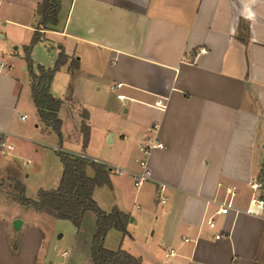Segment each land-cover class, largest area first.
Masks as SVG:
<instances>
[{
    "label": "crops",
    "instance_id": "obj_1",
    "mask_svg": "<svg viewBox=\"0 0 264 264\" xmlns=\"http://www.w3.org/2000/svg\"><path fill=\"white\" fill-rule=\"evenodd\" d=\"M42 1L0 0V58L9 65L0 69V130L10 132L15 146L0 152V264H92V244L80 246L81 227L75 250L62 249L52 261L42 220L63 218L14 198V180L28 196V164L42 165L46 147L59 148L58 141L47 142L53 129L33 101L25 51L4 55L30 43ZM61 3L59 24L43 31L32 56L46 68L62 50L69 56L51 83V93L63 101L61 149L108 166L111 185L95 187L93 197L99 203L106 187L112 200L105 211L118 207L130 214L128 234L118 230L119 248L142 264H264V210L248 212L253 190L247 184L264 179V0ZM53 45L55 51L45 50ZM75 58L78 68L71 67ZM28 116L30 125L18 126ZM83 120L90 127L86 148ZM148 138L164 146L147 156L150 179L136 185ZM112 144L117 149L110 153ZM61 171L50 189L59 186L63 164ZM87 174L94 176V168ZM230 185L239 188L234 208L218 214ZM38 192L28 197L37 199ZM126 238L148 252L125 247Z\"/></svg>",
    "mask_w": 264,
    "mask_h": 264
},
{
    "label": "trees",
    "instance_id": "obj_2",
    "mask_svg": "<svg viewBox=\"0 0 264 264\" xmlns=\"http://www.w3.org/2000/svg\"><path fill=\"white\" fill-rule=\"evenodd\" d=\"M61 8V0H43L39 3L37 8L38 21L31 41L25 47V59L31 77L32 98L40 119L46 127L53 129L59 137L60 146L57 148V152L63 164L62 178L57 188L40 189L37 199L28 197L25 185L14 180V187L17 190L14 198L17 202L31 206L37 211L69 219L78 228L82 225L85 213L92 211L97 217V231L91 246L92 264H142L141 257H137L125 249L112 250L105 246L107 233L111 229H117L123 234H128L130 221L129 213L118 207H114L111 212H106L93 197L95 187L111 185L108 166L61 149L63 122L58 113L63 101L53 96L51 83L55 73L68 62L69 56L62 50L53 67L46 68L38 65L34 68V62L31 58L32 49L43 38L45 29L59 24ZM71 67H79V61L76 58L72 60ZM84 118H87V114ZM81 131L83 148H86L90 141V127L85 120L82 121ZM89 166L94 168V176L87 174Z\"/></svg>",
    "mask_w": 264,
    "mask_h": 264
},
{
    "label": "rangeland",
    "instance_id": "obj_3",
    "mask_svg": "<svg viewBox=\"0 0 264 264\" xmlns=\"http://www.w3.org/2000/svg\"><path fill=\"white\" fill-rule=\"evenodd\" d=\"M48 49L51 52L53 50L55 51L56 46L53 45V46H49L45 48V50H48ZM40 50L42 53L44 52L42 49ZM14 51L23 55L25 48H23L22 46L18 50L7 48L6 50H4V55L6 57L11 56V53ZM31 58L33 60L32 52H31ZM33 62H34V68H36L38 66L37 62L35 60H33ZM24 112L26 111L24 110ZM31 122H32V116H28V120L18 121L17 123H18V126H25V125L29 126ZM47 138H48L47 142L52 143V141H55V142L58 141L57 145L58 147L60 146L59 137L53 130H50V133L48 134ZM116 149H117L116 145L112 144L111 149H109L108 152L110 153L115 152ZM45 150L46 151H44V161L42 165L38 161L37 162L35 161L33 163L30 162L28 164V168L30 169L31 174L28 180V190H27L28 193L27 194L30 197H32L33 195L36 196L38 189L41 185H45V187H48L47 189H50L49 187H54L55 185L52 184L50 180L53 178L55 179L56 176L61 177L62 164H61V160L58 155L57 149H54L52 147H46ZM104 188L105 189H102V191L98 192V201L100 204L98 202L97 203L102 209L104 208L107 209L108 207H110V204H111L110 202L112 200V197H111V194L109 196L108 191H106V187ZM31 217H32V220H37L35 219L36 217L34 216H31ZM44 218L45 219L42 220V222L45 224V228L48 232V237L50 238L49 244L52 250V261H55L54 257H55L56 252L62 249H67L69 253L72 252V250H75L74 249L75 248L74 247L75 245L74 235L76 233L77 226H75V224L70 220L57 219V218H53L49 216H45ZM96 219L97 217L92 211H87L85 213V216H84V219L81 225V236H80V240L82 242V244L80 245L81 247H83L86 242L89 244L90 243L92 244L93 237L97 231ZM120 244H121L120 232L116 229H111L110 232L107 233V236L105 238V246L108 245L109 247L119 248ZM124 244H125L124 245L125 247L128 245L133 247L134 251H136L137 253L138 252H143V253L148 252L147 248L143 244H141L139 241L131 242L129 238H126ZM144 250H146L147 252L146 251L144 252ZM57 260L65 261V259L61 256Z\"/></svg>",
    "mask_w": 264,
    "mask_h": 264
},
{
    "label": "built area",
    "instance_id": "obj_4",
    "mask_svg": "<svg viewBox=\"0 0 264 264\" xmlns=\"http://www.w3.org/2000/svg\"><path fill=\"white\" fill-rule=\"evenodd\" d=\"M2 49L0 47V53ZM200 52H206L205 48H201ZM9 65L3 58H0V69L5 70L8 69ZM120 84H118L119 86ZM119 99H123V95H118ZM159 107L164 108L165 103L159 101L157 102ZM26 116H22L24 119ZM155 127V126H154ZM153 129H151L152 131ZM10 132L5 130H0V152L3 154L8 153L14 150L15 146L9 142L8 137ZM164 145L160 142H157L155 138H148L147 141L143 144L142 150L145 154L143 158L139 160V164L142 167V171L136 173L134 175L136 185H142L144 182L150 179V167H149V159L148 155L155 147H163ZM247 184L253 190V194L250 200V204L248 207V212L252 214H261L264 210V194L261 192L264 191V179L262 178H253L247 181ZM165 185L159 186V192L162 193ZM239 192V188L236 185H230L226 188V197L221 202H218V209L216 213L218 214H228L234 208V200ZM161 202H165V199L162 198ZM208 223L211 227L215 225L214 218L210 217L208 219ZM217 237H221V235H217ZM69 251L65 250L63 254H68Z\"/></svg>",
    "mask_w": 264,
    "mask_h": 264
},
{
    "label": "water",
    "instance_id": "obj_5",
    "mask_svg": "<svg viewBox=\"0 0 264 264\" xmlns=\"http://www.w3.org/2000/svg\"><path fill=\"white\" fill-rule=\"evenodd\" d=\"M21 223H22V220H21V219H16V220L14 221V226H15V228H19L20 225H21Z\"/></svg>",
    "mask_w": 264,
    "mask_h": 264
},
{
    "label": "clouds",
    "instance_id": "obj_6",
    "mask_svg": "<svg viewBox=\"0 0 264 264\" xmlns=\"http://www.w3.org/2000/svg\"><path fill=\"white\" fill-rule=\"evenodd\" d=\"M247 18V17H246Z\"/></svg>",
    "mask_w": 264,
    "mask_h": 264
}]
</instances>
